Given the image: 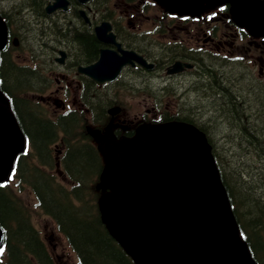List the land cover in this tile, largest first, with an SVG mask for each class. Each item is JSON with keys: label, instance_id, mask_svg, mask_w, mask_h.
Instances as JSON below:
<instances>
[{"label": "flooded vegetation", "instance_id": "1", "mask_svg": "<svg viewBox=\"0 0 264 264\" xmlns=\"http://www.w3.org/2000/svg\"><path fill=\"white\" fill-rule=\"evenodd\" d=\"M66 1L65 11L46 13L51 0H28L17 12L28 19V34L8 30L5 39L6 46L21 38L32 46L26 60L10 52L33 77L22 95L55 128L73 114L49 145L53 160L91 129L98 141L106 134L119 140L144 124L181 121L226 161L253 160L264 181V13L240 18L227 0ZM0 14L11 19L8 10ZM102 64L115 73L111 79L80 72ZM110 108L118 111L110 115Z\"/></svg>", "mask_w": 264, "mask_h": 264}, {"label": "water", "instance_id": "2", "mask_svg": "<svg viewBox=\"0 0 264 264\" xmlns=\"http://www.w3.org/2000/svg\"><path fill=\"white\" fill-rule=\"evenodd\" d=\"M227 1L240 18L264 13L260 0ZM66 6V0H55L46 12ZM4 40L0 18V49ZM80 72L93 80L115 75L104 64ZM117 111L108 110L111 115ZM23 147V135L0 92V181ZM98 150L104 160L101 186L108 189L101 219L135 264H254L210 147L196 128L183 122L146 124L130 139L104 135Z\"/></svg>", "mask_w": 264, "mask_h": 264}, {"label": "trees", "instance_id": "3", "mask_svg": "<svg viewBox=\"0 0 264 264\" xmlns=\"http://www.w3.org/2000/svg\"><path fill=\"white\" fill-rule=\"evenodd\" d=\"M11 4L13 2L5 4L11 14L7 25L17 27V22L21 23V14H17L20 6ZM89 39L85 34L83 46L88 50L92 48ZM11 51L8 47L0 50V90L7 97L18 126L29 142V149L17 156L13 167L18 189H22L23 185L32 189L36 195L37 208L52 218L77 253L80 264H134L100 218V196L89 191V188H94V181L89 185L83 183L89 177L90 166L98 168L96 175L102 168L88 138L82 134L84 142L80 145L74 141L68 142L61 157L64 171L74 181L70 190L64 189L52 174L40 168V164L52 167L49 145L57 138L58 129L66 131V123L62 121L70 119L73 114L67 118L62 116L64 118L55 128V124L41 114L40 107L22 95L32 88L33 77L29 69L14 64ZM80 132L85 133V127L80 126ZM219 155L216 152L214 157L219 160ZM219 161V175L240 235L255 264H264V188L258 180L251 181L254 182L252 187L241 184V179L233 175L237 167L227 169ZM0 229L3 234L0 264H53L38 231L33 227L27 206L7 179L0 182Z\"/></svg>", "mask_w": 264, "mask_h": 264}, {"label": "rangeland", "instance_id": "4", "mask_svg": "<svg viewBox=\"0 0 264 264\" xmlns=\"http://www.w3.org/2000/svg\"><path fill=\"white\" fill-rule=\"evenodd\" d=\"M4 1V2H2ZM7 1V2H5ZM8 2H12L11 0H0V4L4 5ZM16 38L18 36L14 35ZM15 37H13L15 39ZM21 40H19L20 42ZM19 48L16 50V53L20 54V59L26 60L30 58V44L27 42L24 43H19ZM28 46V48H27ZM135 109V105L133 106H128L125 108L128 112H132ZM239 157L241 160H244L242 158V153H239ZM220 160L222 161V166H226L227 169H233L235 166L237 167V171L233 172V175L236 177H239L241 179L240 183L242 184H247L250 185L251 187L253 186L252 184L254 182H251L252 180H257V173H255V165L253 160L251 159H246L244 160L246 162L245 165H241L239 161L236 159L234 160H229L226 161V155L221 153L220 155ZM233 164V165H231ZM90 170V171H89ZM98 168L95 165H92L88 168V174H95L97 173ZM90 177V176H89ZM87 177L86 179L83 180V183L88 184L93 178ZM231 179V176H229ZM59 181V179H57ZM263 188H264V181L259 179L258 180ZM96 182V181H95ZM94 182V183H95ZM93 183V182H92ZM93 183V184H94ZM92 187V186H91ZM94 187V186H93ZM98 187V186H97ZM14 190L17 192V195L22 199L24 204L27 206L29 215L31 216V222L34 224L35 228L39 231L40 236L42 237L48 251L52 254L54 260L56 261V264H78V260L75 257V255L70 251L68 248L66 241L63 239V237L56 231L55 226L53 222L50 220V218L47 215H44L39 212V209L35 208V197L30 193L31 190L26 187L27 190L21 189V192H18V189L13 187ZM64 188H68L66 185H64ZM95 190L99 193L102 194V190H98L95 188ZM89 191L91 194L94 191V188H89ZM95 192V193H97ZM91 202V198H90ZM56 246V247H54Z\"/></svg>", "mask_w": 264, "mask_h": 264}, {"label": "snow or ice", "instance_id": "5", "mask_svg": "<svg viewBox=\"0 0 264 264\" xmlns=\"http://www.w3.org/2000/svg\"><path fill=\"white\" fill-rule=\"evenodd\" d=\"M0 251H3L2 249H0Z\"/></svg>", "mask_w": 264, "mask_h": 264}]
</instances>
